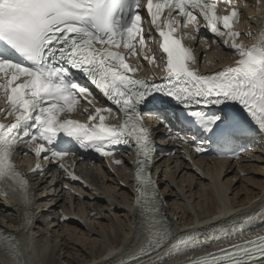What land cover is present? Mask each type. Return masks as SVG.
<instances>
[{
	"label": "snow or ice",
	"instance_id": "obj_1",
	"mask_svg": "<svg viewBox=\"0 0 264 264\" xmlns=\"http://www.w3.org/2000/svg\"><path fill=\"white\" fill-rule=\"evenodd\" d=\"M224 2L231 5L226 14L220 13L215 0H0V44L30 62L0 55V192L16 194L23 206L22 232L27 233L31 223L32 199L29 181L15 155L18 150L24 155L32 152L37 158L32 171L43 175L42 159L54 164L57 171L63 170L65 177L80 181L63 162L73 153L51 147L57 134L64 132L81 141L97 142L96 151L103 157L119 151L107 145L121 142L135 152L130 161L137 213L133 238L148 257L143 264H238L242 256H264V196L257 198L258 205L246 206L239 213L230 204L217 209L214 219L237 214L231 222L217 227L219 231L209 228L207 235H201L199 228H194L173 233L165 201L150 175L154 134L135 108L158 90H166L178 100L193 98L197 103L204 98L215 103L238 101L264 130V25L251 44L238 41L240 33L234 24L240 19V10L235 0ZM257 4L264 10V0H257ZM202 30L211 34L212 44L238 56L233 65L215 72L199 70L195 48L183 41L187 38L208 44ZM248 35L252 37L251 32ZM129 58H138L139 63L133 65ZM157 60L164 72L159 82L135 75L143 62L154 65ZM69 68L87 74L114 108L96 107L93 101L97 95L72 81ZM81 100L84 107L77 109ZM78 110L88 113L87 122L68 118ZM102 111L120 122L106 123L105 116L99 115ZM98 115L99 122L94 123ZM218 119L210 117L208 126ZM164 131L167 138L185 146L184 154L190 159L186 148L191 145L189 138L173 134L166 125ZM195 152L202 154L204 149L195 146ZM114 163L124 165L123 160ZM119 183L123 185V181ZM52 191H56L54 186ZM221 241L230 242L196 255L198 249ZM0 251L10 254L11 264H27L17 238L3 229ZM181 256L182 260L175 259Z\"/></svg>",
	"mask_w": 264,
	"mask_h": 264
},
{
	"label": "bare ground",
	"instance_id": "obj_2",
	"mask_svg": "<svg viewBox=\"0 0 264 264\" xmlns=\"http://www.w3.org/2000/svg\"><path fill=\"white\" fill-rule=\"evenodd\" d=\"M246 2L248 10L236 3L242 15V31L237 30L241 33L237 40L251 44L264 25V10L257 0ZM188 43L195 48L199 68L203 70H220L233 65L238 58L211 41L200 44L189 40ZM248 116L252 117L247 112L237 118ZM147 122L153 127L156 125L151 116ZM257 126L260 128L258 123ZM194 153L190 150V159L184 153L158 158L154 163L156 182L173 233L199 228V234L207 235L209 228L219 231L217 227L231 222L237 215L214 219L217 209L230 204L239 213L246 206L259 204L257 198L264 196V149L256 148L236 159L198 157ZM27 159L15 157L22 172ZM114 160H123L124 165H116ZM130 161L127 155L119 154L96 166L81 161L72 169L70 162H64L81 177L80 181L65 177L63 170L52 176L31 177V223L27 233L19 228L24 209L16 194L9 192L5 196L0 192V229L17 238L27 264H143L148 257L139 251L133 238L137 213L131 191L134 179ZM61 216L69 219L61 220ZM229 242L198 249L196 255ZM254 256L238 259V264H264V256ZM0 264H11L10 254L0 251Z\"/></svg>",
	"mask_w": 264,
	"mask_h": 264
},
{
	"label": "rangeland",
	"instance_id": "obj_3",
	"mask_svg": "<svg viewBox=\"0 0 264 264\" xmlns=\"http://www.w3.org/2000/svg\"><path fill=\"white\" fill-rule=\"evenodd\" d=\"M246 7L248 8L249 7V4L245 2V9H246ZM244 35H246V32H244Z\"/></svg>",
	"mask_w": 264,
	"mask_h": 264
}]
</instances>
